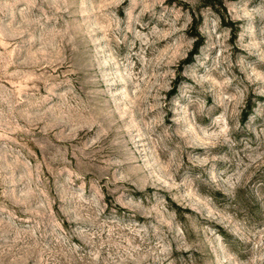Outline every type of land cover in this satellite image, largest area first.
I'll return each instance as SVG.
<instances>
[{
  "label": "rangeland",
  "instance_id": "rangeland-1",
  "mask_svg": "<svg viewBox=\"0 0 264 264\" xmlns=\"http://www.w3.org/2000/svg\"><path fill=\"white\" fill-rule=\"evenodd\" d=\"M0 264H264V0H0Z\"/></svg>",
  "mask_w": 264,
  "mask_h": 264
}]
</instances>
